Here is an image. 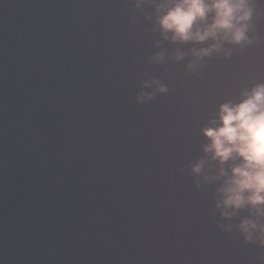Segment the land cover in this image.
I'll return each mask as SVG.
<instances>
[{
    "label": "water",
    "instance_id": "water-1",
    "mask_svg": "<svg viewBox=\"0 0 264 264\" xmlns=\"http://www.w3.org/2000/svg\"><path fill=\"white\" fill-rule=\"evenodd\" d=\"M134 2L0 0V264H261L247 210L222 220L188 165L220 105L264 84V0L251 43L179 61L193 45ZM152 80L168 91L138 103Z\"/></svg>",
    "mask_w": 264,
    "mask_h": 264
},
{
    "label": "clouds",
    "instance_id": "clouds-1",
    "mask_svg": "<svg viewBox=\"0 0 264 264\" xmlns=\"http://www.w3.org/2000/svg\"><path fill=\"white\" fill-rule=\"evenodd\" d=\"M144 5L152 6V13H145V18L153 21V31L158 29L163 40L193 45L188 53L176 49L177 61L189 53L196 60L221 51L227 57L230 50L222 48L224 43L252 42L246 35L253 15L251 0H135L133 7L143 11ZM205 43L207 47H195ZM152 59L162 61L163 52ZM194 67V62L189 63L190 70ZM153 85L156 92L168 91L159 80L143 81L136 95L138 103L152 98L155 93L144 89ZM201 133L208 140L203 146L204 156L188 165L200 178L195 181L197 188L201 181L217 185L215 209L224 221L247 210L248 215L235 228L246 243L258 244L264 250V84L243 92L238 103L220 105ZM218 227L226 232L233 229L230 223Z\"/></svg>",
    "mask_w": 264,
    "mask_h": 264
}]
</instances>
